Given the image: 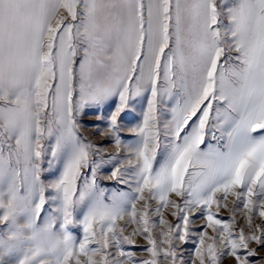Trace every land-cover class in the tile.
I'll list each match as a JSON object with an SVG mask.
<instances>
[{"label":"snow or ice","instance_id":"6c2138e0","mask_svg":"<svg viewBox=\"0 0 264 264\" xmlns=\"http://www.w3.org/2000/svg\"><path fill=\"white\" fill-rule=\"evenodd\" d=\"M0 264H264V0H0Z\"/></svg>","mask_w":264,"mask_h":264}]
</instances>
